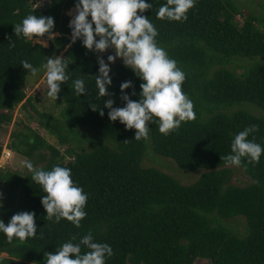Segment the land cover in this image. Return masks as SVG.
Returning <instances> with one entry per match:
<instances>
[{"label":"trees","instance_id":"obj_1","mask_svg":"<svg viewBox=\"0 0 264 264\" xmlns=\"http://www.w3.org/2000/svg\"><path fill=\"white\" fill-rule=\"evenodd\" d=\"M38 1L0 0V129L14 121L17 106L29 105L36 114L28 113L29 120L36 119L66 148L62 152L21 121L10 142L0 144V160L8 148L45 171L70 168L88 195L87 215L80 227L65 218L46 220L41 203L46 193L32 173L0 168V220L7 224L18 212L34 211L37 224L36 237L24 243L14 238L9 244L0 232V264H46V252H57L74 235L72 242L79 243L89 231L94 242L113 249L105 264H194L200 258L210 264H264V153L259 163L242 158L239 166L251 178L244 186L232 183L235 170L221 159L232 154L234 137L251 125L259 130L248 139L264 148V12L243 9L239 0H195L186 21H170L156 16L167 0H146L153 7L143 15L158 31V46L185 73L182 91L193 101L196 119L168 135L158 122H149V139L136 140L135 129L110 120L104 101L124 107L120 85L129 80L136 95L133 88L124 91L138 101L143 81L117 63L108 85L114 95L98 97V56L82 40L71 43L66 12L77 0H49L44 8ZM30 14L54 18L59 35L47 47L15 35V24ZM52 56L69 63L70 79L58 94L64 103L60 115L39 110L34 96H27L32 75L21 64L26 60L39 68L35 78L46 80L42 65ZM76 79L84 80L85 94L71 88ZM149 152L173 159L179 171L205 172L183 183L157 166H144ZM237 218L245 221L242 231L230 224ZM81 248L82 254L89 251Z\"/></svg>","mask_w":264,"mask_h":264},{"label":"clouds","instance_id":"obj_2","mask_svg":"<svg viewBox=\"0 0 264 264\" xmlns=\"http://www.w3.org/2000/svg\"><path fill=\"white\" fill-rule=\"evenodd\" d=\"M194 6L195 0H167L166 4L160 6L156 16L158 19L186 21L188 11ZM152 7L146 0H77L75 8L69 13L72 16L69 22L72 44L82 40L89 51L96 53L114 49L115 55H109L107 61L114 63L117 57L122 58L124 65L133 69L143 81L140 85L141 98L138 101L131 99L124 91L133 88L131 95H136L131 80L120 85L121 99L126 101L124 107H113L115 101L111 98L104 101V106L110 109V120H119L127 129H135L136 140L149 139V122H158L159 131L168 135L178 130L182 122L196 119L193 101L182 91L185 73L158 46V31L148 17L143 15ZM54 28L53 17L30 14L22 23L15 24L14 32L16 36L22 35L33 41V44L47 47V40L43 38L46 36L48 40H55L59 35ZM10 45L15 46L11 41ZM108 62L103 56L98 57L99 74L95 75L98 97L114 95L108 91V85L112 84ZM21 64L32 76L40 71L26 60L21 61ZM42 67L46 74L47 97L56 101L61 85L70 79L67 73L69 63L63 56H52ZM71 88L75 89L78 96L87 91L83 79L74 80ZM90 107L93 111L97 110L94 104L90 103ZM100 114L104 115L103 110ZM258 130V125H251L240 131L232 141V154L221 156V159L236 166L245 157L249 163H259L264 148L254 139H248L250 133ZM23 164L32 173L31 179L41 185L46 193L41 200L46 210V220L55 218L59 222L65 218L80 227L81 221L87 215L84 209L88 195L74 182L71 169L57 165L50 171H45L34 167L29 161H24ZM2 195L0 193V198ZM35 216L34 211H22L14 214L7 224L0 220V232L6 235L9 244L14 238L24 243L28 238L37 235ZM76 239L75 235L72 236L70 241L58 246L55 253L46 252V264H105L106 258L114 254L109 244L94 242L91 231L79 243H73ZM81 245L89 251L82 254Z\"/></svg>","mask_w":264,"mask_h":264},{"label":"rangeland","instance_id":"obj_3","mask_svg":"<svg viewBox=\"0 0 264 264\" xmlns=\"http://www.w3.org/2000/svg\"><path fill=\"white\" fill-rule=\"evenodd\" d=\"M49 0H39L36 4V6H39L41 8H44L48 5ZM240 4L242 5L243 9H247L250 11H257V12H264V0H239ZM74 8L69 9L66 13L70 18H72L71 15H69L70 11L73 10ZM240 21H242L241 17H238ZM71 37V36H70ZM47 40V46L49 45V40L48 38H43ZM97 39L99 37L97 36ZM95 54L99 56H103L106 62L107 57L109 55H115V50L112 48H109L106 52L104 53H96ZM123 62V59L120 57H117L114 63L108 62L110 65V76L112 78L113 74V68L117 63ZM240 71V70H238ZM47 83L44 78H40L37 80L35 76H32L29 79L28 87L26 89L27 96H34V104L36 107L43 111V112H51L55 115H60L61 111L63 110L64 103L63 100L59 97L58 99L52 100L47 97ZM28 113L33 114L36 116L34 110L32 109L31 106L27 105L26 109H23L21 105L17 106V108L14 111V121L11 124H6L0 129V144L3 146H6L7 143L10 142V134L12 130L15 128L16 124L20 123L21 121H25L29 125H31L33 128L37 129L40 134L45 136L48 141L51 143L57 145L62 152L65 150L66 146H61L58 144L57 139L50 135L44 128H42L36 119L29 120ZM5 149V147H4ZM147 151H152L150 148ZM160 158L156 156V154L149 152L148 155H146L143 164L144 166H157L161 168L164 171H167L174 176L178 177L183 183H193L196 180L199 179V177L205 172V169H197L193 170L199 173L186 171V170H177L176 164L174 163V160L168 157H163L158 155ZM165 158V159H164ZM173 160V161H172ZM24 161H29L28 158L17 154L16 152H13L11 149H5L4 153L1 157L0 160V168L3 167V169H10L14 171H21L23 173H27L29 170L24 166L23 162ZM234 170L235 173L232 178V183L237 184V185H247L251 182V178L249 175L246 173V171L241 167V166H236V165H230ZM198 177V178H197ZM0 193L3 194V192L0 190ZM3 197V195H2ZM229 223V222H228ZM230 224H233L235 227H237L239 230H243L245 226V221L243 218H237L234 221L230 222ZM6 256V254H3ZM194 264H210L209 261L205 259H197Z\"/></svg>","mask_w":264,"mask_h":264},{"label":"built area","instance_id":"obj_4","mask_svg":"<svg viewBox=\"0 0 264 264\" xmlns=\"http://www.w3.org/2000/svg\"><path fill=\"white\" fill-rule=\"evenodd\" d=\"M72 19V18H71ZM71 32H72V29H71ZM7 149V148H6Z\"/></svg>","mask_w":264,"mask_h":264}]
</instances>
